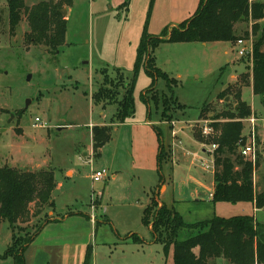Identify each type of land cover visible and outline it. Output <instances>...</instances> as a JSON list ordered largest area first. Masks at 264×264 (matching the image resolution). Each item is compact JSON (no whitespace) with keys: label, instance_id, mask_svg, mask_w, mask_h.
Wrapping results in <instances>:
<instances>
[{"label":"rangeland","instance_id":"1","mask_svg":"<svg viewBox=\"0 0 264 264\" xmlns=\"http://www.w3.org/2000/svg\"><path fill=\"white\" fill-rule=\"evenodd\" d=\"M60 1L24 2L26 8L31 3L47 2L57 5L59 11H66L65 17L62 16L67 20L64 45L52 52L44 45L27 41L29 26L25 16L11 32L6 5L0 0V168L9 166L30 172L53 170L56 180L54 217L59 219L67 211L89 213L92 191H100L103 193L102 208L107 209L106 216L113 227L126 233L135 232L151 241L152 235L141 219V206L148 203L150 195L149 186H142L149 185L150 176L142 171L132 172L128 154L132 146L131 125L149 121L158 125L164 138L165 161L155 177L158 182L161 176L167 185V193L160 199L163 203L170 206V199L177 201L174 209L187 224L206 221L213 216H251L264 226V209L254 211L250 203L214 205L209 201L213 186L211 158L189 139L210 143L212 136L204 138L200 128L203 121H210L213 113L200 117V110L205 104L215 103L217 95L227 86L245 84L240 100L250 107L251 116L258 119V165L253 172V183L256 193L264 191V105L250 88L251 59L238 58L235 42L160 44L154 49L152 58L155 67L173 80V98L167 112L161 103L163 96H170L166 82L162 78L152 79L144 65L135 72L143 36L153 40L160 38L165 30L170 33L192 17L200 0ZM258 24L264 26L261 21ZM252 26V22L235 25L239 40L251 43L256 40L260 31L253 33ZM231 75H235V79L229 85ZM130 86L134 105L133 116L126 120L130 125L119 130L104 148L101 158H95L89 150L90 125L105 121L106 117L99 113L111 117L116 105L108 100L96 104L93 97L102 88L117 92L115 100H120L123 87ZM234 102L236 99L231 94L214 108L221 111L226 108L225 103L232 106ZM35 118L43 124L41 128L32 127ZM243 125L245 134L248 124L243 121ZM109 127L112 133L115 127ZM175 127L184 131L187 139L179 135L182 142L174 149L172 157L170 135ZM148 143L149 139L142 142L144 146ZM195 153L204 159L203 166L205 164L208 169L203 170L199 161L192 163ZM101 170H105L108 177L95 184L91 176ZM114 174L116 179L111 178ZM199 195L201 201L196 202ZM129 196H137V200L130 201ZM40 219L31 220L26 232L34 233ZM78 223V219L69 220L63 226L56 222L57 226H51L50 230H70L79 226ZM25 226L27 224L22 225ZM194 234L184 229L178 237L185 240ZM11 238L9 224L2 221L0 257L10 246ZM148 251L150 264H173L172 248L165 254L162 247L155 244ZM0 264L14 262L11 258L0 259ZM210 264L229 263L221 258Z\"/></svg>","mask_w":264,"mask_h":264},{"label":"trees","instance_id":"2","mask_svg":"<svg viewBox=\"0 0 264 264\" xmlns=\"http://www.w3.org/2000/svg\"><path fill=\"white\" fill-rule=\"evenodd\" d=\"M5 1L11 32L19 26L22 16H25L29 26L26 35L29 43L44 45L52 52L64 45L67 22L57 5L51 6L50 3L41 2L26 8L24 0ZM62 1L68 3V0L60 2ZM263 19L264 0H200L192 17L170 33L167 34L165 30L160 38L153 40L143 36L137 53L135 72L144 65L152 79L162 78L166 82L170 96H163L161 103L167 112L173 98V80L153 64L154 49L164 43H236L239 38L235 33V25L252 22L253 33L260 31L252 43V93L260 97L264 105V27L258 24ZM244 86L245 84L239 83L228 86L217 95L215 103L205 104L200 110V117L213 113L210 121L214 134L211 142L205 144L216 145V149L212 151L211 202L214 205L250 203L255 210H261L264 209V191L256 193L253 166L238 152L240 144L244 143L243 121L252 115L250 107L240 100V91ZM123 89L120 100H115L117 92H107L102 88L93 97L96 104L102 100L115 102L116 109L110 120L111 125L123 124L134 114L131 86ZM231 94L236 102L232 106L225 103L226 108L217 111L214 107ZM110 130L109 126L91 129L95 157H98L100 150L110 142ZM165 156V148L161 144L158 157L160 166L165 161ZM232 157L235 158L234 161ZM55 189L56 180L51 169L30 172L9 166L0 168V223L6 221L12 232L11 244L0 259L11 258L14 264H25L26 247L42 227L49 223L45 213L54 206L52 195ZM37 218L43 221L39 220V225L30 235L26 232L28 223ZM142 222L150 227L153 243L159 244L165 254L172 248L173 264H210L211 261L221 258L229 264H264V226L257 224L251 216H213L206 221L187 224L174 207L159 206L153 196L143 211ZM26 224L27 226L22 227ZM184 229L194 231L195 234L185 240H179V233ZM131 238L135 243L142 244V240L137 236L133 235ZM89 258L88 251L83 264H89Z\"/></svg>","mask_w":264,"mask_h":264},{"label":"crops","instance_id":"3","mask_svg":"<svg viewBox=\"0 0 264 264\" xmlns=\"http://www.w3.org/2000/svg\"><path fill=\"white\" fill-rule=\"evenodd\" d=\"M25 1L27 0H24V2ZM4 4L6 5L5 0H4ZM33 4L34 3H31L30 4L31 6H29V8L35 5ZM261 22L264 23V19ZM230 78L231 81L228 83L229 85L233 83L235 79V75H231ZM250 88L252 89L251 85ZM99 115L103 118L106 117L105 121L97 125H90V129H92L93 127L114 126L115 128L112 130L110 142L113 141V137L119 133L120 129L130 125L128 124L127 121H125V123L123 124L111 125L110 120L113 117L114 113L109 118H107L108 116L106 115V113H103V115L99 113ZM256 120L258 121V119ZM131 127L132 129L130 131L132 137V142H131L132 146H131V152L129 153L127 152L131 157L130 170L132 172L142 171L150 176L148 181L149 185L142 186L143 188H147V186H149L150 188L148 203H146L144 207L139 205L142 208V215H141V219H142L143 211L149 205L153 196L155 200H157L159 206L161 205L167 206L165 203H163L160 200L161 197H164L167 193V185L165 184V181L161 176H159L158 182L157 179H155L157 172L159 174L162 168V165L161 166L159 165L158 157L160 153V145L162 144L164 146V140H163L164 138L162 133L159 131V128H157L158 125L154 123L151 124L149 121H146L141 125L132 124ZM175 129L176 130H173L172 135H170L171 145H172V157H173V153L175 152L174 149L175 148L177 149V147L180 146L182 142L181 139L179 138V135L183 134V137L187 139L186 136L187 134L185 135L184 131H180L176 127ZM142 138L144 139L142 140ZM145 139L146 141L147 139H149V143L147 146H144L142 144V142H144ZM189 139H192L193 142L197 143L200 146L202 153L206 154L209 158H211V166H212L211 172L213 176V158H212V152H210V148H208L209 146L198 143L193 138L189 137ZM89 140H90L89 150L90 153L94 156L92 151L91 132L89 135ZM110 142L100 150L98 157L95 156L94 157L101 158L104 148L107 147L110 144ZM195 160L199 161L203 166L204 159L198 156L196 153L193 154L192 163L195 162ZM203 167H204L203 170H205L206 168L208 169V167L205 164ZM69 173H71L72 176V172ZM67 174L68 172H66V175ZM116 176L117 175L114 174L111 176V178L116 179ZM194 176H197V173L194 174ZM152 187L154 188L153 190L151 189ZM162 187H164V192H161ZM212 193H213V186L209 194V201H211ZM135 198L137 200V196L136 197L129 196L128 199L130 201H134ZM102 199H103V193L101 194L100 191L99 193L98 192L95 193L93 190L88 207L89 213L80 210L67 211L64 217L59 219L58 217H54L55 203L52 195V201L54 203V206L52 209H49L45 213L47 215V218L49 219V223L45 224L42 227V229L38 232V234L33 238L32 242L26 247L24 251L25 264H83L85 260V256L88 251L90 252L89 264H150L152 263L150 261L151 259L149 256L150 251H148V249H151L152 246L155 245L153 243V240L151 239V241H146L142 236L137 235L135 232L129 231L128 233H126L127 231H119L118 229L113 227V223L107 218L108 215L106 216L107 209L102 208V204H101ZM169 201H170V206L167 207H174L177 204V201H174L173 199H170ZM195 201L196 202L201 201L200 195L198 199H196ZM135 205L138 206L137 203ZM72 219H78L79 226L76 225V227H73L70 230L65 229L57 232L50 230L51 226H57L56 222H61L62 224L59 225L63 226L65 225V223H67L69 220ZM148 230L150 231V227H148ZM133 235L140 238L142 240V244L135 243L131 238V236Z\"/></svg>","mask_w":264,"mask_h":264},{"label":"built area","instance_id":"4","mask_svg":"<svg viewBox=\"0 0 264 264\" xmlns=\"http://www.w3.org/2000/svg\"><path fill=\"white\" fill-rule=\"evenodd\" d=\"M253 0H249V2H252ZM236 46L238 47L237 50V56L239 57H248L251 59L252 57V43L251 41H244V40H237ZM245 123L248 124V128L246 130V133L243 134L244 136V143L240 144L239 147V154L248 160L255 170L256 161L258 158V147L257 144V131H256V122L254 116L249 117L248 119L244 120ZM210 121H203L202 126L200 128L201 134L204 138L211 137L214 132L211 127ZM43 124L38 118L34 119V124L32 125L33 128H41ZM210 152L214 151L216 149V145H210ZM107 172L105 170L97 171L93 174L92 180L95 183L101 182L104 179H106Z\"/></svg>","mask_w":264,"mask_h":264},{"label":"water","instance_id":"5","mask_svg":"<svg viewBox=\"0 0 264 264\" xmlns=\"http://www.w3.org/2000/svg\"><path fill=\"white\" fill-rule=\"evenodd\" d=\"M61 15H62L63 17H65V15H66V11H65V10H62V11H61Z\"/></svg>","mask_w":264,"mask_h":264}]
</instances>
